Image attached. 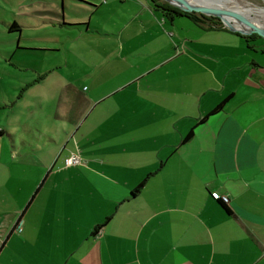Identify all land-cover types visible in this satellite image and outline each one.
<instances>
[{
  "label": "crops",
  "instance_id": "obj_1",
  "mask_svg": "<svg viewBox=\"0 0 264 264\" xmlns=\"http://www.w3.org/2000/svg\"><path fill=\"white\" fill-rule=\"evenodd\" d=\"M88 1L36 47L29 132L0 116V264H264L262 43Z\"/></svg>",
  "mask_w": 264,
  "mask_h": 264
},
{
  "label": "rangeland",
  "instance_id": "obj_2",
  "mask_svg": "<svg viewBox=\"0 0 264 264\" xmlns=\"http://www.w3.org/2000/svg\"><path fill=\"white\" fill-rule=\"evenodd\" d=\"M243 1L259 5L256 13L249 12L248 15L261 18L264 0ZM234 6L242 7L240 2ZM62 12L61 0H0V105L2 102L13 103L10 107L0 108V116L17 115L18 122L13 126L18 127L19 132H29V66H44L62 58V54L55 57L52 52L36 48L56 44L49 37L60 28ZM242 12L243 15L246 13L244 9ZM253 41L264 47L261 39ZM260 49L256 55L264 58Z\"/></svg>",
  "mask_w": 264,
  "mask_h": 264
},
{
  "label": "water",
  "instance_id": "obj_3",
  "mask_svg": "<svg viewBox=\"0 0 264 264\" xmlns=\"http://www.w3.org/2000/svg\"><path fill=\"white\" fill-rule=\"evenodd\" d=\"M168 4L177 7L178 9L185 12H194L203 16H211L219 19L222 28L230 31L238 32L242 35H249L254 33L264 40V28L257 26L251 22L246 16L241 14L233 7H208L198 4H192L187 0H163ZM227 18H234L244 23L245 28L243 30L234 28Z\"/></svg>",
  "mask_w": 264,
  "mask_h": 264
},
{
  "label": "bare ground",
  "instance_id": "obj_4",
  "mask_svg": "<svg viewBox=\"0 0 264 264\" xmlns=\"http://www.w3.org/2000/svg\"><path fill=\"white\" fill-rule=\"evenodd\" d=\"M192 4H198L202 6H208V7H233L237 11H239L241 14L243 13V9L246 11L244 13V16H246L251 22L255 23L257 26L264 28V12L261 15V18L257 17L256 18H250L248 15L249 12H255L258 11L260 8L259 5L253 6L250 3H246L243 0H187ZM241 3L240 8H237L234 6L236 3ZM256 13V12H255ZM227 20L230 22V24L236 28V29H241L243 30L245 28L244 23H241L239 20L234 19V18H227Z\"/></svg>",
  "mask_w": 264,
  "mask_h": 264
},
{
  "label": "trees",
  "instance_id": "obj_5",
  "mask_svg": "<svg viewBox=\"0 0 264 264\" xmlns=\"http://www.w3.org/2000/svg\"><path fill=\"white\" fill-rule=\"evenodd\" d=\"M153 2V6L155 8H158L161 13L164 15V16H168V17H171L172 15H185V16H188L190 18H192L193 20H197V18H202V19H205L207 20L208 22L210 23H215L217 24V26H221V23L219 21V19H217L216 17H211V16H203L201 14H198V13H194V12H185V11H182L180 9H178L177 7H174L170 4H168L167 2L163 1V0H150ZM13 26V24L11 25ZM222 27V26H221ZM245 38H259L261 39L258 35L254 34V33H251L249 35H244ZM262 41H264L263 39H261ZM219 107V105H217L216 107H214L210 113L214 112L217 108ZM190 135V132L187 134L186 137H188ZM226 211H228L227 208H224Z\"/></svg>",
  "mask_w": 264,
  "mask_h": 264
},
{
  "label": "built area",
  "instance_id": "obj_6",
  "mask_svg": "<svg viewBox=\"0 0 264 264\" xmlns=\"http://www.w3.org/2000/svg\"><path fill=\"white\" fill-rule=\"evenodd\" d=\"M78 162V156L75 153H69L66 157L62 159L63 165H72ZM222 203H225L227 201L226 197H221L220 198Z\"/></svg>",
  "mask_w": 264,
  "mask_h": 264
}]
</instances>
